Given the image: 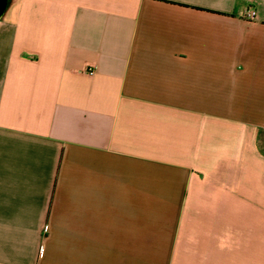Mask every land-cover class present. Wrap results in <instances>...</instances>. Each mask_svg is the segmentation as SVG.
I'll use <instances>...</instances> for the list:
<instances>
[{
  "label": "crops",
  "instance_id": "crops-1",
  "mask_svg": "<svg viewBox=\"0 0 264 264\" xmlns=\"http://www.w3.org/2000/svg\"><path fill=\"white\" fill-rule=\"evenodd\" d=\"M7 2L0 264H264V0Z\"/></svg>",
  "mask_w": 264,
  "mask_h": 264
},
{
  "label": "built area",
  "instance_id": "built-area-1",
  "mask_svg": "<svg viewBox=\"0 0 264 264\" xmlns=\"http://www.w3.org/2000/svg\"><path fill=\"white\" fill-rule=\"evenodd\" d=\"M245 17L249 20H255L257 18V11L254 8H249L245 12ZM87 75L94 76L95 70L93 67H89L86 71Z\"/></svg>",
  "mask_w": 264,
  "mask_h": 264
},
{
  "label": "water",
  "instance_id": "water-1",
  "mask_svg": "<svg viewBox=\"0 0 264 264\" xmlns=\"http://www.w3.org/2000/svg\"><path fill=\"white\" fill-rule=\"evenodd\" d=\"M7 4H8L7 0H0V17L5 12L7 8Z\"/></svg>",
  "mask_w": 264,
  "mask_h": 264
}]
</instances>
